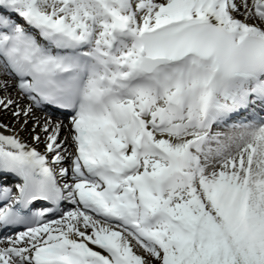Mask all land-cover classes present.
<instances>
[{
	"label": "snow or ice",
	"instance_id": "1",
	"mask_svg": "<svg viewBox=\"0 0 264 264\" xmlns=\"http://www.w3.org/2000/svg\"><path fill=\"white\" fill-rule=\"evenodd\" d=\"M0 112V264H264V0H0Z\"/></svg>",
	"mask_w": 264,
	"mask_h": 264
},
{
	"label": "bare ground",
	"instance_id": "2",
	"mask_svg": "<svg viewBox=\"0 0 264 264\" xmlns=\"http://www.w3.org/2000/svg\"><path fill=\"white\" fill-rule=\"evenodd\" d=\"M11 91H12V94L15 95V89H11ZM53 118L55 119L57 117H53ZM59 118H63V117H59ZM0 122L7 123L10 126H14L16 128V130L19 131L20 126L16 123L15 119L11 116L10 112H8V113L0 112ZM65 124H67V120H65ZM28 127L30 128L31 124H29ZM20 135L25 141L30 140V137H29L27 131L21 132Z\"/></svg>",
	"mask_w": 264,
	"mask_h": 264
}]
</instances>
